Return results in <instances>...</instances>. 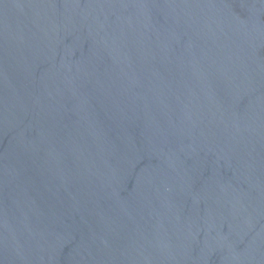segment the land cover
<instances>
[{
    "label": "water",
    "instance_id": "water-1",
    "mask_svg": "<svg viewBox=\"0 0 264 264\" xmlns=\"http://www.w3.org/2000/svg\"><path fill=\"white\" fill-rule=\"evenodd\" d=\"M0 264H264V0H0Z\"/></svg>",
    "mask_w": 264,
    "mask_h": 264
}]
</instances>
